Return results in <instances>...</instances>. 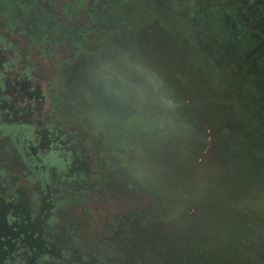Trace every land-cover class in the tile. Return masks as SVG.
Wrapping results in <instances>:
<instances>
[{"label": "flooded vegetation", "instance_id": "af4514ba", "mask_svg": "<svg viewBox=\"0 0 264 264\" xmlns=\"http://www.w3.org/2000/svg\"><path fill=\"white\" fill-rule=\"evenodd\" d=\"M0 264H264V0H0Z\"/></svg>", "mask_w": 264, "mask_h": 264}, {"label": "bare ground", "instance_id": "6f19581e", "mask_svg": "<svg viewBox=\"0 0 264 264\" xmlns=\"http://www.w3.org/2000/svg\"><path fill=\"white\" fill-rule=\"evenodd\" d=\"M138 123H140V121L138 122ZM136 125V124H135ZM138 125V124H137ZM133 127V126H132Z\"/></svg>", "mask_w": 264, "mask_h": 264}]
</instances>
